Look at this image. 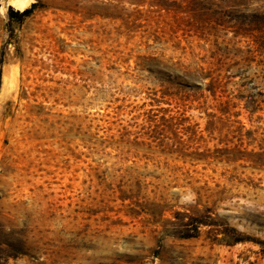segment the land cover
Wrapping results in <instances>:
<instances>
[{"label": "rangeland", "instance_id": "obj_1", "mask_svg": "<svg viewBox=\"0 0 264 264\" xmlns=\"http://www.w3.org/2000/svg\"><path fill=\"white\" fill-rule=\"evenodd\" d=\"M10 1L0 264H264V0Z\"/></svg>", "mask_w": 264, "mask_h": 264}, {"label": "bare ground", "instance_id": "obj_2", "mask_svg": "<svg viewBox=\"0 0 264 264\" xmlns=\"http://www.w3.org/2000/svg\"><path fill=\"white\" fill-rule=\"evenodd\" d=\"M31 2L32 0H11L10 1L11 5L15 7L17 10L26 9Z\"/></svg>", "mask_w": 264, "mask_h": 264}, {"label": "trees", "instance_id": "obj_3", "mask_svg": "<svg viewBox=\"0 0 264 264\" xmlns=\"http://www.w3.org/2000/svg\"><path fill=\"white\" fill-rule=\"evenodd\" d=\"M31 12V9H27L24 11V15H28ZM260 156H264V154H259Z\"/></svg>", "mask_w": 264, "mask_h": 264}]
</instances>
